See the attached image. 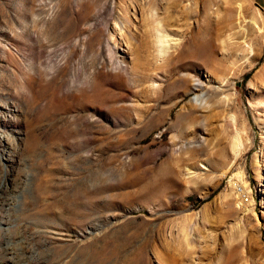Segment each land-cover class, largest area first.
<instances>
[{
    "label": "rangeland",
    "instance_id": "obj_1",
    "mask_svg": "<svg viewBox=\"0 0 264 264\" xmlns=\"http://www.w3.org/2000/svg\"><path fill=\"white\" fill-rule=\"evenodd\" d=\"M0 260L264 264V0H0Z\"/></svg>",
    "mask_w": 264,
    "mask_h": 264
},
{
    "label": "built area",
    "instance_id": "obj_2",
    "mask_svg": "<svg viewBox=\"0 0 264 264\" xmlns=\"http://www.w3.org/2000/svg\"><path fill=\"white\" fill-rule=\"evenodd\" d=\"M234 179H235V178H234ZM235 182H236V186H237V187H240V181H236V180H235ZM241 193H243L242 190H241ZM243 199H244V195H243Z\"/></svg>",
    "mask_w": 264,
    "mask_h": 264
},
{
    "label": "bare ground",
    "instance_id": "obj_3",
    "mask_svg": "<svg viewBox=\"0 0 264 264\" xmlns=\"http://www.w3.org/2000/svg\"><path fill=\"white\" fill-rule=\"evenodd\" d=\"M4 250H5V249H4ZM7 254H8V253H7ZM9 254H11V253H9ZM5 255H6V254H5ZM3 256H4V255H3ZM7 256H8V255H7ZM11 256H12V255H11ZM6 258H7V257H6ZM6 258H5V259H6ZM2 259H3V258H2ZM8 261H10V259H9ZM2 263L4 264V262L0 260V264H2ZM14 264H15V263H14Z\"/></svg>",
    "mask_w": 264,
    "mask_h": 264
}]
</instances>
